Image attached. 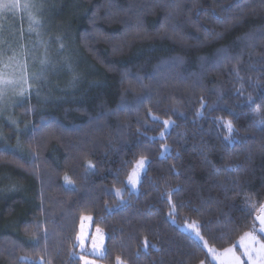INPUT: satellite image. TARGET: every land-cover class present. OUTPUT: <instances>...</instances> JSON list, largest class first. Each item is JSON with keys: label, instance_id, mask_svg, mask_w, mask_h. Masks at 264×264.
<instances>
[{"label": "trees", "instance_id": "1", "mask_svg": "<svg viewBox=\"0 0 264 264\" xmlns=\"http://www.w3.org/2000/svg\"><path fill=\"white\" fill-rule=\"evenodd\" d=\"M52 8L49 38L67 46L0 116V264H81L83 215L104 233L102 264H212L187 222L239 252L264 203V0Z\"/></svg>", "mask_w": 264, "mask_h": 264}, {"label": "rangeland", "instance_id": "2", "mask_svg": "<svg viewBox=\"0 0 264 264\" xmlns=\"http://www.w3.org/2000/svg\"><path fill=\"white\" fill-rule=\"evenodd\" d=\"M52 6L54 0H0V116L3 117L4 122L9 121L5 117L11 114L16 103L23 100L29 85L39 80L38 77L41 75L35 76L33 72L38 68L42 70L46 57L50 55L49 48L60 49L62 44L67 46L66 40L63 41L62 38L58 44L57 41L52 44L54 38H49L50 32L58 31L62 23ZM42 45L46 47L43 48ZM52 73L57 74L55 70H52ZM8 124L13 123L10 121ZM166 153L168 146L163 145L160 156ZM141 160L144 161L143 168H137ZM146 164L145 158H139L131 167L126 179L129 193H137ZM134 170L137 173L135 186L128 182ZM118 192L120 195L121 191L116 193ZM254 215L257 227L255 231L246 232L237 240L235 246L238 247L239 252L234 246L223 250L207 246L195 222L184 223L179 229L204 245L212 264H254V262L264 264V259L257 258L256 250L259 249V245L250 239L255 237L260 244H264V233L259 232V228L264 227V224H261V219L264 218V203L255 209ZM103 243L104 233L101 229L92 226V216H81L75 253L81 264H102L99 258L103 255ZM229 249L231 252L228 251ZM246 250L250 251L252 260L244 256ZM236 257H239V261Z\"/></svg>", "mask_w": 264, "mask_h": 264}, {"label": "snow or ice", "instance_id": "3", "mask_svg": "<svg viewBox=\"0 0 264 264\" xmlns=\"http://www.w3.org/2000/svg\"><path fill=\"white\" fill-rule=\"evenodd\" d=\"M229 131H231V126L230 125H229ZM143 165H144V161L141 160L139 162V164L137 165V168H143ZM136 175H137V173L134 170L133 173L129 176L128 182L130 184H132L133 186H135V184L137 182L136 179H135L136 178ZM66 182L68 184H71L72 183V181L71 180H67V178H66ZM117 195H119V192L117 193ZM261 224H264V218L261 219ZM259 232L260 233H264V227L259 228ZM250 239H252L255 243H257L259 245V249L256 250L257 251V258L258 259H264V255H261V254H264V244H260L258 240H255V237H250ZM228 251L231 252V249H229ZM244 256L247 257V259H249V260H252L253 259L252 256H251L250 251H247L246 250L244 252ZM236 260L239 261V257H236ZM254 264H255V262H254Z\"/></svg>", "mask_w": 264, "mask_h": 264}]
</instances>
